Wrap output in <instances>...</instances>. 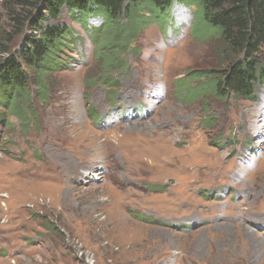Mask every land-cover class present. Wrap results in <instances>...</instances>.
I'll return each mask as SVG.
<instances>
[{
	"label": "rangeland",
	"instance_id": "1",
	"mask_svg": "<svg viewBox=\"0 0 264 264\" xmlns=\"http://www.w3.org/2000/svg\"><path fill=\"white\" fill-rule=\"evenodd\" d=\"M9 6L0 53L38 35L13 34ZM143 13L114 22L109 68L103 15L46 22L77 40L44 96L32 79L28 109L0 104V264H264V85L201 90L235 55L195 0ZM81 129L109 137L98 156Z\"/></svg>",
	"mask_w": 264,
	"mask_h": 264
},
{
	"label": "trees",
	"instance_id": "2",
	"mask_svg": "<svg viewBox=\"0 0 264 264\" xmlns=\"http://www.w3.org/2000/svg\"><path fill=\"white\" fill-rule=\"evenodd\" d=\"M10 3L9 17L13 34L25 32L26 27L38 31L28 35L16 53L8 49L0 54V104L12 112L30 107L29 83L36 79L39 92L46 94V77L65 65L61 56L65 49L76 43L70 26L46 23L59 19L63 11L79 14L75 20L90 15H103L108 26L99 45V54L111 67L112 55L106 52L118 40L112 32L114 22L125 14L130 18V32L146 24L143 11L155 9L161 16L174 0H6ZM200 20L223 38L235 58L226 69L209 76V88L222 98H253L257 85H264V0H195ZM35 10L36 12H33ZM163 11V12H162ZM75 16V15H74ZM86 21V20H85ZM0 45H3L0 42ZM105 76H108L104 73ZM25 107V108H22Z\"/></svg>",
	"mask_w": 264,
	"mask_h": 264
},
{
	"label": "bare ground",
	"instance_id": "3",
	"mask_svg": "<svg viewBox=\"0 0 264 264\" xmlns=\"http://www.w3.org/2000/svg\"><path fill=\"white\" fill-rule=\"evenodd\" d=\"M150 93V92H149ZM81 123V122H80ZM81 132L84 134V136L86 135L87 136V139H88V142H89V145H92L93 147H89L86 151H81V154L83 155V157L85 156V157H87L86 155L88 154V156L89 157H91V156H93V155H96V156H98L99 154H100V152H99V148L98 147H96L97 145H103V144H105V143H107L108 141H109V137L107 138L106 136H104V138L103 139H101V134L100 135H98V134H96V133H94V132H89V131H84V130H82L81 129ZM114 134V133H113ZM77 135V134H76ZM111 135V134H110ZM132 138H134V137H132ZM111 140V139H110ZM135 144H136V146L137 147H140V144L138 145L136 142H134ZM125 144V143H124ZM88 145V146H89ZM125 146H126V144H125ZM142 151H143V149H140L139 150V152H138V155L139 154H142ZM83 162H85V161H83ZM78 165L77 166H80V167H78V169H77V174L78 173H81V170L82 169H84L86 166H88L89 164H86V163H77ZM79 176V175H78ZM179 199V198H178ZM170 205L172 206H174V208L173 209H171L170 210V214H172L173 212L175 213V215L177 214L176 213V202H177V200L175 199V197L174 196H171V198H170ZM216 211V210H215Z\"/></svg>",
	"mask_w": 264,
	"mask_h": 264
}]
</instances>
